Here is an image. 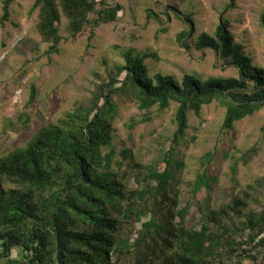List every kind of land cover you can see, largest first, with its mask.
<instances>
[{"label":"trees","instance_id":"trees-1","mask_svg":"<svg viewBox=\"0 0 264 264\" xmlns=\"http://www.w3.org/2000/svg\"><path fill=\"white\" fill-rule=\"evenodd\" d=\"M14 1L4 0L1 22L8 20ZM228 1V9L233 8V0ZM121 10L106 0H34L32 5L38 35L50 44L47 54L59 51L63 19L66 32L75 37L86 25L113 23ZM175 16L180 18L178 12ZM260 26L264 30V8ZM186 37L181 33L178 40ZM195 47L213 50L238 77L201 81L185 75L178 82L157 74L151 79L143 59L127 53L109 84L102 82L90 101L77 103L78 111L87 113L78 124L72 122L79 119L74 115L68 128H41L27 147L0 158V264H232L236 247L256 242L264 248V211L249 212L232 230L224 215L208 209L201 229L193 230L185 221L188 207L177 209L179 191L169 160H163L162 171L132 163L137 187L130 191L127 175L112 168L114 152L104 151L110 144L114 94L129 93L146 112L175 102L176 144L187 130L188 113L199 116L213 100L225 105L226 130L264 108V69L245 56L227 20L221 16L215 33L200 34ZM123 72V80H117ZM203 177L196 179L194 191ZM244 197L231 201L237 216L245 208ZM258 256L264 264V250Z\"/></svg>","mask_w":264,"mask_h":264},{"label":"rangeland","instance_id":"rangeland-1","mask_svg":"<svg viewBox=\"0 0 264 264\" xmlns=\"http://www.w3.org/2000/svg\"><path fill=\"white\" fill-rule=\"evenodd\" d=\"M3 2L0 158L27 147L41 128H68L74 115L79 119L72 122L78 124L87 113L79 112L77 103L90 101L102 82L109 84L116 69L124 66L127 53L143 59L151 79L157 74L178 82L185 75L201 81L238 77L237 70L213 50L195 47L200 34L215 33L221 16L230 23L235 42L252 65L264 69V30L260 26L264 0H233L231 9L228 0H106L109 6H121L116 20L94 29L86 25L71 37L63 19L57 54H47L50 44L38 35L34 0H15L8 20L1 22ZM181 33L187 37L179 41ZM123 78L124 72L117 76L119 81ZM111 102L116 109L110 119V144L104 151L114 152L112 168L127 175L130 191L137 187L130 173L132 163L162 171L167 159L173 168L172 183L179 191L177 209L188 207V228L200 230L208 209L224 215L230 229L249 212L264 211V108L226 130L222 128L225 105L213 100L202 106L199 116L188 113L187 130L176 144L175 102L165 110L155 106L149 112L140 110L129 93L114 94ZM199 176H204L203 182L194 191ZM240 196L245 208L237 216L230 207L232 199ZM214 229L211 224L210 230ZM135 237L133 233L131 242ZM263 250L256 242L238 246L232 264H261L258 252ZM18 255L12 251V257Z\"/></svg>","mask_w":264,"mask_h":264}]
</instances>
